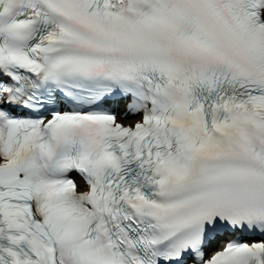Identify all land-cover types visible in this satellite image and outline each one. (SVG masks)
Listing matches in <instances>:
<instances>
[{"label": "snow or ice", "instance_id": "obj_1", "mask_svg": "<svg viewBox=\"0 0 264 264\" xmlns=\"http://www.w3.org/2000/svg\"><path fill=\"white\" fill-rule=\"evenodd\" d=\"M0 264H264V0H0Z\"/></svg>", "mask_w": 264, "mask_h": 264}]
</instances>
